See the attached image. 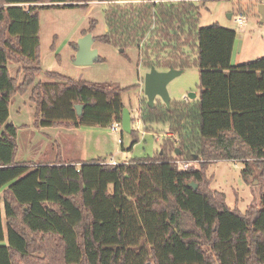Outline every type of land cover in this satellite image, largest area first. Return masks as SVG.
<instances>
[{
    "label": "trees",
    "instance_id": "16d2710c",
    "mask_svg": "<svg viewBox=\"0 0 264 264\" xmlns=\"http://www.w3.org/2000/svg\"><path fill=\"white\" fill-rule=\"evenodd\" d=\"M101 1L107 31L97 40L136 46L144 65L159 70L189 66L195 49L201 93L170 108L159 97L149 106L144 93L145 129L169 123L153 156L115 165L59 154L20 162L18 127L7 123L14 95L30 90L45 125L111 127L121 123L129 88L43 72V9H87L93 0H0V264H264V195L244 212L232 208L206 172L233 159L246 163V174L254 163L264 176V55L233 64L236 31L200 25L207 0ZM90 24L82 34L94 31L96 20Z\"/></svg>",
    "mask_w": 264,
    "mask_h": 264
},
{
    "label": "rangeland",
    "instance_id": "374dc122",
    "mask_svg": "<svg viewBox=\"0 0 264 264\" xmlns=\"http://www.w3.org/2000/svg\"><path fill=\"white\" fill-rule=\"evenodd\" d=\"M124 2L125 0H118ZM154 1V0H153ZM170 0H159L169 2ZM201 1V0H196ZM201 7L200 25H212L218 22L226 28L236 31L233 64H242L264 55V21L259 11L264 0H207ZM106 1L93 0L89 8L59 7L43 9L41 20L42 69L59 72L75 80L92 83L109 82L125 89L123 101L130 109L132 128L137 130L139 141L130 149L134 135L121 128L113 133L110 126L81 125L80 127H59L43 124L45 118H39L38 109L30 99V90L24 95L12 97L10 117L7 123L13 122L18 127L17 155L20 162H47L57 160L58 154L66 160H98L112 157L125 160L131 157L153 156L162 151L164 138L170 135L169 123H158L151 130L136 128L134 121L140 116V103L144 96V78L149 70L143 63L142 51L136 46L122 48L101 40L95 42L99 49V60L93 64H76L71 54L72 43H77L84 29L90 27V20H96L94 36L107 31L104 12ZM242 8V10H240ZM242 12L243 14H241ZM232 13V16H229ZM241 15L245 25H240L237 17ZM75 49V47H74ZM125 49V50H124ZM195 49H188L192 54L190 65L184 72L167 85L172 100L186 99L190 93L199 97L200 71L197 65ZM75 54V53H73ZM15 73L16 66L10 64ZM42 72L40 79H50ZM196 97V98H197ZM194 100V99H192ZM48 119V116L46 117ZM145 131V133H144ZM122 138L123 142L118 141ZM198 167L199 162L195 163ZM246 163L228 159L211 162L207 176L212 180L211 188L226 193L230 207L246 211L251 205H261L264 195V176L252 163L251 172L245 173Z\"/></svg>",
    "mask_w": 264,
    "mask_h": 264
},
{
    "label": "water",
    "instance_id": "95a60500",
    "mask_svg": "<svg viewBox=\"0 0 264 264\" xmlns=\"http://www.w3.org/2000/svg\"><path fill=\"white\" fill-rule=\"evenodd\" d=\"M259 11L261 13L262 20L264 21V3L260 4ZM229 16H232V13H229ZM95 42L96 37L92 31H89L78 37L76 52L73 57L76 64H93L96 60L101 58L99 57V49L95 46ZM182 72H184V68L178 69L175 67H170L168 69L159 70L155 66H151L146 72L143 86L145 95L148 97V105L154 106L156 98L159 97L165 102L166 106L170 108L172 98L169 89H167V85ZM188 97L190 99H196L197 95L195 93H190ZM82 107V104H77L75 106V108L78 110V113H82ZM131 123L132 117L130 109L125 107L121 120L123 130L131 133ZM176 153L180 154L181 150L177 148ZM191 185H193L195 188L198 187L197 183L193 181L191 182Z\"/></svg>",
    "mask_w": 264,
    "mask_h": 264
},
{
    "label": "built area",
    "instance_id": "2783aa9c",
    "mask_svg": "<svg viewBox=\"0 0 264 264\" xmlns=\"http://www.w3.org/2000/svg\"><path fill=\"white\" fill-rule=\"evenodd\" d=\"M159 0H154V2H158ZM172 1H176V0H172ZM241 14H243L242 12H240ZM237 20H238V22H239V24L240 25H245V20L243 19V17L241 16V15H239L238 17H237ZM134 123H136V128L139 130V129H141V127H142V125L145 127V123H143V121H142V118H141V111H140V116H139V118H137L135 121H134ZM121 128H122V124L121 123H119V122H117V121H114L113 122V125L111 126V130H112V132L114 133H117V132H120V130H121ZM144 133H145V131H144ZM118 141H120V142H123L122 141V138H118ZM235 161H237V160H235ZM109 163H111V164H116V163H119L120 161L119 160H117L116 158H112L111 160H109L108 161ZM178 163H179V165L182 167H184V168H188L189 167V165H190V161H188V160H179L178 161Z\"/></svg>",
    "mask_w": 264,
    "mask_h": 264
},
{
    "label": "crops",
    "instance_id": "0c3cea01",
    "mask_svg": "<svg viewBox=\"0 0 264 264\" xmlns=\"http://www.w3.org/2000/svg\"><path fill=\"white\" fill-rule=\"evenodd\" d=\"M93 34H94V32H93ZM82 35V34H81ZM95 35V34H94ZM76 52V48L74 49V47H73V52H72V54H71V56H72V58L74 57V55L75 54H73V53H75ZM234 52V51H233ZM233 57H234V55H233ZM232 61H233V59H232ZM113 158V157H112ZM126 159H128V157L126 156Z\"/></svg>",
    "mask_w": 264,
    "mask_h": 264
}]
</instances>
